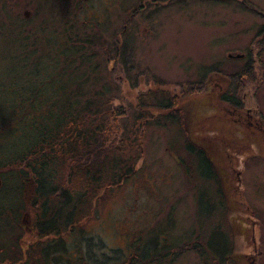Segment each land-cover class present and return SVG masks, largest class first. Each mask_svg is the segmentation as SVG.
Wrapping results in <instances>:
<instances>
[{"label":"rangeland","instance_id":"1","mask_svg":"<svg viewBox=\"0 0 264 264\" xmlns=\"http://www.w3.org/2000/svg\"><path fill=\"white\" fill-rule=\"evenodd\" d=\"M242 1L247 7L241 5ZM139 2L146 9L131 16ZM186 2L187 5L160 0H0V122L11 115L16 92L11 87L28 88L35 73L48 71L47 59L63 50V31L69 32L68 25L72 23L76 25L71 27V40L89 39L93 44L91 50H83L93 58L89 67L88 61L75 60L89 73L96 67L85 89L94 102L105 108L108 102L113 103L114 109L124 113L118 121L120 131L113 135L115 142L129 136L136 143V118L147 116L141 122L144 130L138 155L135 150L129 151L135 156L132 161L141 157L139 169L124 185L113 188L109 196L95 200L77 220L74 230L65 235L66 248L71 253L77 242L90 251L96 250L97 256L103 252L105 257L117 260V251L131 255V247L142 235L168 230L173 239H181L178 245L185 241L186 245L180 250L176 246L174 258L163 264H205L204 260L211 256L203 257L191 248L206 247L207 238L216 232L217 243L221 234L229 237L228 264H250L254 259L255 264H264V18L258 15H264V0ZM106 8L107 20L102 28L93 26L104 21ZM88 26L93 27V32ZM30 43L39 48L35 54ZM259 48L262 62L255 60L252 80L238 93L242 86L236 75L246 64L248 51L256 58ZM236 55L247 57H230ZM229 79L236 85L237 98L247 93L248 101L259 105L256 120L262 133L249 134L244 125L237 130L230 114L200 90L207 88L217 93L213 85L227 84ZM71 82L72 78H57L49 84L48 91H65ZM229 91L234 94L233 89ZM167 104L174 108L161 107ZM31 125L27 122L19 129L10 128L0 137V163L30 149L34 142ZM37 130L39 133V127ZM186 143L198 149L199 145L204 147L220 170L221 179H230L232 186L219 189L231 198L224 197L217 203L216 197L207 202L199 195L200 182L193 169L200 170V164L183 149ZM180 160L192 171L186 172ZM131 165L129 169H134ZM232 166H236L235 171H231ZM1 169L5 170L1 175L6 170L11 172V166ZM21 188L10 174L1 177L0 215L9 213L20 218ZM30 202L25 203L24 211ZM23 213L19 219L23 233L11 230L10 221L5 223L0 218L1 239L12 233L20 243L39 242L33 216L25 217ZM84 247L76 253L83 255Z\"/></svg>","mask_w":264,"mask_h":264},{"label":"trees","instance_id":"2","mask_svg":"<svg viewBox=\"0 0 264 264\" xmlns=\"http://www.w3.org/2000/svg\"><path fill=\"white\" fill-rule=\"evenodd\" d=\"M73 25L76 24L68 25L69 30H72ZM93 26L102 28V25L97 23ZM88 27L93 32V27ZM71 30L63 31L65 36L63 50L48 57L45 65L48 71L44 73L41 69L35 73V78L26 83L28 88L26 86L21 89L11 87L13 93L16 91L14 93L16 96L14 95L11 101V115L7 120L0 122L1 137L6 130L13 127L19 129L27 122L31 125L32 121L30 128L34 134L33 145L30 144V149L19 152L21 154L18 153L17 157L8 156L6 161L4 158L0 163V173L5 171L1 168L7 169L11 166V172L6 170V173L2 174H10L21 184L20 218L23 212L25 217L31 214L40 238L38 244L28 251L26 262H23V254L21 255L19 250L21 243L14 240L15 234L10 233L12 234L10 237L9 234L6 238H0V257L2 256L4 260L1 259L0 264H31V262L35 264H104L103 252L101 256H97L96 250L90 251L87 246H80L77 242L74 243L77 252L82 249L81 247H84L85 251L83 255H77V260L72 261L71 251L66 248L65 235L74 230L77 220L85 215L95 200L97 202L102 200L104 196H109L113 188L124 185L131 174L139 169L142 161L141 157L135 159L136 161L132 160L138 155L139 141L144 130L141 122L147 120V116L139 115L136 118L137 125L133 128V131H138L136 143H133L129 136L115 142L116 138H113V135L116 131H120L118 121L124 113L121 109H114L113 103L108 102L109 107L105 108L99 102H94L90 92L85 89L86 81L89 75L96 71V67H93V71L89 73L83 68V64L77 65L75 60L77 58L82 62L86 60L88 61L86 67H89L93 58L91 55H85L83 50L84 48L91 50L93 44L89 39L73 42ZM29 46L34 54L39 49L33 43ZM260 49L257 50L256 58L251 56V51H248L249 58L237 73L236 79L242 86H239L238 93L247 81L252 80L255 60L262 62ZM60 77L72 78L71 84H68L70 89L49 92V84ZM84 96L85 100L82 98ZM83 101L85 102L82 106ZM95 103L98 104L95 105ZM173 106L167 104L161 107L167 109L174 108ZM38 127L39 133H37ZM101 135H104V140L101 139ZM131 149L135 150L134 157L129 152ZM183 149L198 160L200 170L197 172L193 169V171L199 179H202L204 177L202 167L206 160L201 149L189 143L183 144ZM117 153L120 154L119 158L115 157ZM121 155L129 158L125 160ZM181 163L185 166L186 172L192 171L187 164H184V161ZM130 164L134 169H129ZM3 175L0 174V180ZM29 200L31 202L24 211L25 203L27 204ZM8 214L0 215V218L5 220V223L10 221L11 230L19 229L21 232L23 225L21 228L20 218L17 219ZM17 224H19L18 227H16ZM217 235L219 234L216 232L211 233L205 243L206 247L195 245L191 249L203 257L211 256L210 259L225 261L231 253L229 237L221 234L220 242L217 243ZM180 240L173 239L168 230L157 234H144L142 238H138L139 244L137 241L131 247V255L118 250L116 254L121 258L116 262L119 264H163L168 261V258H174L171 250H174L176 246H178L177 250H180L184 243L186 245V241L183 245H178ZM6 260L12 263H5Z\"/></svg>","mask_w":264,"mask_h":264},{"label":"flooded vegetation","instance_id":"3","mask_svg":"<svg viewBox=\"0 0 264 264\" xmlns=\"http://www.w3.org/2000/svg\"><path fill=\"white\" fill-rule=\"evenodd\" d=\"M153 1H156V0H152V2ZM176 1L179 2V4L183 3V4L187 5V2H186L187 0H160L161 3L167 2L168 4H171V5L173 2H176ZM65 2H66V0H65ZM243 4H244V2L242 1L241 5H243ZM243 6L247 7L246 4H244ZM145 7L146 6L144 5L143 2L142 3L139 2V5L137 6L136 12L134 14H132L131 16L136 15V13H138V12L140 13V12L144 11L146 9ZM107 11H108V9L106 8L105 14L103 15V16H105L104 21L100 22L98 20L99 22H97V24H100L102 26L104 25L105 21L107 20V18H106L107 17V15H106ZM252 11H256V10L252 9ZM258 15H260L261 17L264 18V15H262L259 12H258ZM245 57H247V56L242 55L241 59H244ZM228 81L229 82L227 84L226 83H215L213 85L212 90H216L217 93L209 92V89H207V88H201L200 87L201 88L200 90L206 93V96L208 97V99L211 102L215 103L218 107H221L223 110H226L230 114V119L234 122V124H236L238 126L237 130L240 129L242 125H244V127H246V129L249 130V131L246 130L247 133H249V134L254 135V134L262 133L261 131H263V130L261 129V125L259 124L260 122L256 120L259 105H256L255 103H252L251 101H248L247 93L244 94L242 99L237 98L236 85L233 86L230 79ZM229 89L230 90L233 89L234 94H229V92H230ZM251 96H252V98L254 97L253 94H251ZM238 134H240V131H238ZM248 136H250V135H248ZM189 144L192 145L191 143H189ZM199 147H200V149L204 155L203 157L206 160V163L204 162V165L202 167L203 172H204V174H203L204 177L202 179L198 180V182H200V184H201V185L199 184V186H198L199 187V195L201 197H203L204 199H206L207 202H211L210 201L211 198L216 197V201H214V202H217V203L221 202V199L224 197L228 196L229 198H231L228 193L226 195L223 193V190L219 189V188H222L223 186H232L231 181L229 183L230 179L229 180L221 179L220 170L216 169L215 164L213 162V159L209 155H207V153L205 152V149H204V147H202V145H199ZM234 168H236V166L230 167L231 171H235ZM204 170H206V172ZM221 176H222V174H221ZM232 184H233V182H232ZM211 185H214V187H213L214 191L211 188ZM208 188H210V189L208 190ZM209 192L211 193V196H210ZM217 198H218V200H217ZM225 199H228V198H225ZM212 209H213V207H212ZM36 244H38V243L27 242V241L21 242L19 250H20L21 255L23 254V258H24L23 262H26L28 251ZM76 251H77V248L75 249V251L73 253H71L72 254L71 257L73 258L72 261L77 260L78 254L76 253ZM173 251L174 250H171V253ZM230 255L227 258H225V261H223V262L219 259H209L208 261H207V259H205V260L203 259V260H204L205 264H228V262L230 260ZM116 257H117V260H119L121 258L119 256H116ZM113 259H116V258H113ZM113 259H111V256L109 257V255H108L107 257L104 258V261H105L104 264H119V262H116L117 260H113ZM255 261H256L255 259L252 260L250 262V264H255ZM6 262L12 263L10 260L9 261L6 260ZM165 262H167V261H165ZM31 264H35V263L31 262Z\"/></svg>","mask_w":264,"mask_h":264},{"label":"water","instance_id":"4","mask_svg":"<svg viewBox=\"0 0 264 264\" xmlns=\"http://www.w3.org/2000/svg\"><path fill=\"white\" fill-rule=\"evenodd\" d=\"M230 57H235L237 59H241L242 58V55H236V56H230Z\"/></svg>","mask_w":264,"mask_h":264}]
</instances>
